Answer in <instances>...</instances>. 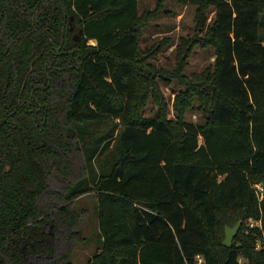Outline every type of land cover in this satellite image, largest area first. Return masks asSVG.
Masks as SVG:
<instances>
[{"label": "trees", "instance_id": "obj_1", "mask_svg": "<svg viewBox=\"0 0 264 264\" xmlns=\"http://www.w3.org/2000/svg\"><path fill=\"white\" fill-rule=\"evenodd\" d=\"M179 1L203 35L166 71L150 61L161 48L141 46L159 8L0 0V264H73L88 194L101 246L86 264H264V0ZM196 43L215 61L188 76ZM159 79L183 88L174 118ZM251 217L257 234L225 246L220 231Z\"/></svg>", "mask_w": 264, "mask_h": 264}, {"label": "rangeland", "instance_id": "obj_2", "mask_svg": "<svg viewBox=\"0 0 264 264\" xmlns=\"http://www.w3.org/2000/svg\"><path fill=\"white\" fill-rule=\"evenodd\" d=\"M141 13L152 11L154 12L159 8L156 17L152 18L148 24V27L144 30L141 40L142 48L151 50L154 47H160L161 49L156 52L152 57L150 55V61L155 66L162 70L173 71L179 63V51L182 49L183 39H199L202 37L203 32L196 33V12L197 5L192 2H180L179 0H140ZM215 10L213 6H210L207 11V23L211 22L214 16ZM260 35L264 40V14L260 18ZM215 61V48L210 45L204 47L200 43H196L190 52V56L187 60V66L185 67V74L191 76V74L201 73L209 65H212ZM160 90L165 96L169 107V116L175 117L174 105L176 98L182 86L176 80H158ZM157 104L150 99L145 107L146 115H152L157 110ZM186 117L190 120L201 121L200 112L198 110H188ZM80 127V126H79ZM78 127V130H79ZM98 134L95 129H85L83 131V137ZM82 141L83 139L80 138ZM106 153H102L101 158H104ZM76 173H82V163L79 162L75 167ZM58 182V181H53ZM56 185V184H54ZM61 185H56L60 187ZM256 188L263 197V188L261 183H257ZM76 209L87 210L84 218L82 219L80 228L83 233V238L72 242L71 260L73 264H86L87 261L96 253L100 248V236L97 220V198L93 194L81 197L76 201ZM243 221V220H242ZM230 226V225H226ZM225 226V227H226ZM244 226V228H243ZM261 222L257 218L251 217L242 222L238 234L256 235L254 229L260 228ZM224 227V228H225ZM238 234L236 236H238ZM235 236V237H236ZM220 238H225L222 231H220ZM235 239V238H234ZM224 240V239H223ZM260 242L257 241V247H260ZM242 264H245V258H242Z\"/></svg>", "mask_w": 264, "mask_h": 264}, {"label": "water", "instance_id": "obj_3", "mask_svg": "<svg viewBox=\"0 0 264 264\" xmlns=\"http://www.w3.org/2000/svg\"><path fill=\"white\" fill-rule=\"evenodd\" d=\"M242 222V219H240L234 226L225 227V238L223 240L225 246L231 247L233 245L234 238L238 234Z\"/></svg>", "mask_w": 264, "mask_h": 264}, {"label": "flooded vegetation", "instance_id": "obj_4", "mask_svg": "<svg viewBox=\"0 0 264 264\" xmlns=\"http://www.w3.org/2000/svg\"><path fill=\"white\" fill-rule=\"evenodd\" d=\"M70 28H71V30L74 31V37L77 38V39H80V36L82 34V30L79 29V27L76 24L73 23V17H72V19L70 21Z\"/></svg>", "mask_w": 264, "mask_h": 264}]
</instances>
